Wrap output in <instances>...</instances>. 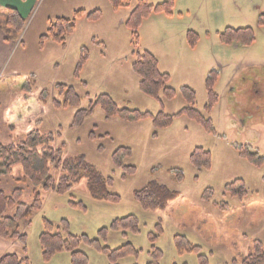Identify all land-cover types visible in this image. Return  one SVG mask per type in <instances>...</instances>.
Wrapping results in <instances>:
<instances>
[{"label":"rangeland","instance_id":"1","mask_svg":"<svg viewBox=\"0 0 264 264\" xmlns=\"http://www.w3.org/2000/svg\"><path fill=\"white\" fill-rule=\"evenodd\" d=\"M166 1L148 0L153 6ZM137 2L131 0L129 7L116 11L110 0H28L23 9L26 29L0 71V144L24 140L33 131L53 133V146L63 148L62 158L85 156L112 180L110 191L120 196L118 203L96 201L85 181L65 195L41 189L42 208L21 223L31 264H72L67 252L44 259L40 236L45 220L56 229L66 225L73 235L97 240L102 248L115 250L130 244L139 251L113 261L97 244L86 241L79 248L88 257L87 264H147L154 259L153 247L162 252L159 264H202L201 259L207 264H242L256 243L264 248V163L256 166L242 156L248 150L264 160V28L259 26L264 0H175L172 16L156 13L143 21L136 46L126 21ZM78 11H100L101 17L78 19L65 48L52 40L41 46L50 20H73ZM245 28L255 34L252 45L221 40L228 29ZM195 35L198 40L192 47L189 37ZM84 50L88 61L76 77ZM136 52L154 55L160 71L170 76L174 99L161 95L157 101L141 92L133 69ZM213 73L217 74L214 92L219 102L208 112L206 85ZM58 85L76 91L82 98L78 108L54 104L65 95ZM185 88L195 92V108L212 121L214 133L179 116L188 106ZM42 95L48 97L46 104L38 101ZM100 95L110 96L120 108L154 116L164 112L175 118L174 123L158 130L151 119L108 121L100 106L80 121L78 113L88 110ZM33 111L39 112L37 118L11 129L24 113ZM197 148L211 153L210 170L199 172L191 164ZM119 150L124 168L113 162ZM128 167L135 172L129 174ZM53 173L58 181L61 173ZM239 180L248 191L243 200L228 191ZM150 182L180 196L165 211H145L136 202L135 192ZM19 187L24 189L21 202L31 205L34 187L23 182L22 167L17 166L12 176L0 177V190L8 195ZM207 190L213 191L210 201L204 199ZM73 203H82L85 209ZM214 204H228L230 209ZM14 214L15 208L8 211L9 216ZM130 216L138 221V233L112 228L114 222ZM102 230L106 235L100 234ZM176 236L186 237L200 247V253L180 255ZM154 237L157 240L152 243ZM2 243L0 258L11 253L24 257L20 243Z\"/></svg>","mask_w":264,"mask_h":264},{"label":"trees","instance_id":"2","mask_svg":"<svg viewBox=\"0 0 264 264\" xmlns=\"http://www.w3.org/2000/svg\"><path fill=\"white\" fill-rule=\"evenodd\" d=\"M114 10H120L130 6L131 0H110ZM175 0H168L160 5H150L148 0H138L137 6L130 13L126 21V27L132 32L134 43L139 45V29L143 21L149 18L152 14L163 13L168 16L173 15ZM86 16L90 21L100 19L101 12L94 11L87 14L85 11L75 13L73 20L60 18L55 21H49L48 33L41 37V46L48 40H52L62 48L67 46L68 38L75 32L77 20ZM27 26V21L21 14L13 8H5L0 10V29L3 30L6 40L9 42L19 41ZM259 26L264 28V15L259 19ZM190 45L194 47L197 43V36L189 37ZM221 40L226 44H239L250 46L255 41V34L251 28L245 29H228L221 34ZM88 51L84 50L81 55V61L77 68L76 77H79L83 66L88 61ZM136 61L133 65L135 74L140 78L139 87L141 92L147 97L160 101L161 95H164L168 100H172L176 96L174 89L169 87L170 76L162 73L159 69V62L149 52H136ZM217 81V74L213 73L207 80L208 104L206 110L211 112L219 102L218 95L214 92V87ZM35 82H33L34 84ZM57 89L64 93L63 101H54L57 107L78 108L82 103V98L76 91L67 85H58ZM184 98L188 104L179 116H186L191 121L202 126L207 132L214 133L212 121L205 118L196 108V94L193 90L185 88L183 91ZM48 97L40 96L38 101L47 103ZM100 106L105 113L106 120L110 121L114 118H120L126 122H140L151 119L156 129L162 130L169 128L174 123V117L166 115L164 112L157 116L151 113H141L137 110L128 108H120L115 101L108 95H100L93 102L88 110L80 111L78 118L82 121L86 116L93 114L96 107ZM39 116L38 111L24 113L18 122L10 125L13 129L16 125H24L31 122ZM14 114L9 117V123L13 122ZM53 133H40L33 131L29 133L24 140L10 144H0V177L12 176L14 169L17 166L22 167L23 182H30L34 187V201L31 205L22 203L24 189L19 187L8 195L4 190H0V239L4 241H16L21 244L24 257L17 253L6 254L0 258V264H31L27 257V235L22 233V221L30 220L34 214L42 208L43 200L40 190L45 192L55 191L59 195H65L71 192L76 186L83 181L86 182L87 190L90 196L100 202L118 203L120 196L112 193L110 187L112 180L106 178L95 166L90 164L83 155L67 158H62L63 148H55ZM123 150V149H122ZM122 150L117 151L114 155V165L117 168H124L119 154ZM242 156L256 166L264 163L261 157L251 151H245ZM191 164L201 172L210 170L212 165L211 153L202 148H197L190 157ZM129 174L135 172L134 167L126 168ZM60 172L61 176L57 181L53 172ZM228 191L233 197H238L241 200L248 196V191L245 188L243 181H236L229 185ZM213 195L212 190H207L205 201H210ZM180 194L170 190L167 186L157 182H150L142 190L135 192V200L145 211H165L169 205L174 202ZM73 203L74 206H79L85 209L82 203ZM221 210H229L228 204H214ZM15 208L13 216L8 215V211ZM112 228L130 229L133 233L139 232L138 221L135 217L130 216L124 219L117 220L113 223ZM101 235H106V230L100 232ZM157 237L152 238V243H155ZM89 241L85 236L73 235L68 231L66 225L63 229L55 228L48 220L44 222V231L40 236V242L44 251V259L51 260L54 256L67 252L71 256L72 264H87L88 257L80 251V246L83 242ZM90 244H97V240L89 241ZM176 250L180 255L185 253H200L201 249L193 245L186 237H175ZM97 248L103 254L109 255L113 261L118 258L130 255H138L139 251L133 245H126L121 248L111 250L109 248ZM152 255L154 259L147 264H159L162 257V252L153 247ZM202 264H207L206 260L201 259ZM242 264H264V248L262 244L256 243L255 250L247 256Z\"/></svg>","mask_w":264,"mask_h":264},{"label":"crops","instance_id":"3","mask_svg":"<svg viewBox=\"0 0 264 264\" xmlns=\"http://www.w3.org/2000/svg\"><path fill=\"white\" fill-rule=\"evenodd\" d=\"M28 0H0V6L5 8L16 9L23 18L25 17V11L23 10L27 5ZM16 47V42H9L6 40V36L3 30L0 29V71L5 65L8 57L11 55L12 51ZM4 240L0 239V245H2ZM7 242V241H6Z\"/></svg>","mask_w":264,"mask_h":264}]
</instances>
